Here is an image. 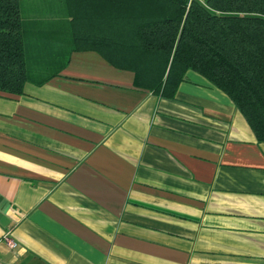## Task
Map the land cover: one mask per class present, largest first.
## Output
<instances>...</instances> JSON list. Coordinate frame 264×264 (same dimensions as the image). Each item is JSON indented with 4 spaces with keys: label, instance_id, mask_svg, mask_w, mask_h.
Masks as SVG:
<instances>
[{
    "label": "crops",
    "instance_id": "obj_1",
    "mask_svg": "<svg viewBox=\"0 0 264 264\" xmlns=\"http://www.w3.org/2000/svg\"><path fill=\"white\" fill-rule=\"evenodd\" d=\"M132 81L87 49L0 90V264H264V140L194 69Z\"/></svg>",
    "mask_w": 264,
    "mask_h": 264
},
{
    "label": "trees",
    "instance_id": "obj_2",
    "mask_svg": "<svg viewBox=\"0 0 264 264\" xmlns=\"http://www.w3.org/2000/svg\"><path fill=\"white\" fill-rule=\"evenodd\" d=\"M87 49L167 96L198 71L264 140V0H0V90L45 81Z\"/></svg>",
    "mask_w": 264,
    "mask_h": 264
},
{
    "label": "built area",
    "instance_id": "obj_3",
    "mask_svg": "<svg viewBox=\"0 0 264 264\" xmlns=\"http://www.w3.org/2000/svg\"><path fill=\"white\" fill-rule=\"evenodd\" d=\"M0 240L4 241L6 244H8L11 247L16 246L17 244V241L11 235L10 230H5L4 232H2V234H0Z\"/></svg>",
    "mask_w": 264,
    "mask_h": 264
}]
</instances>
